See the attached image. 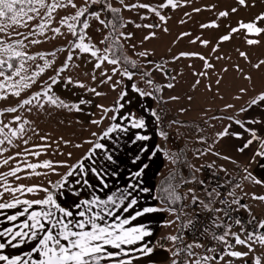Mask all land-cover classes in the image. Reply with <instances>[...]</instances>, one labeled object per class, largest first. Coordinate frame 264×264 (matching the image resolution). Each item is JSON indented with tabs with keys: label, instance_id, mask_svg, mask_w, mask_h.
<instances>
[{
	"label": "rangeland",
	"instance_id": "rangeland-1",
	"mask_svg": "<svg viewBox=\"0 0 264 264\" xmlns=\"http://www.w3.org/2000/svg\"><path fill=\"white\" fill-rule=\"evenodd\" d=\"M216 1L220 0H173L176 6L172 7L168 4V0H124L123 4L120 3V0H108L112 7L120 9L122 16V23L118 34H116L112 28L113 19L108 18V9L105 4H91L90 0L86 4V0H73L77 7L57 8L52 12L50 20L47 17V9L42 8L38 16L35 13H29L34 16L33 20L28 21L24 17L20 25H10L7 28V34L0 33V39L8 43L23 40L26 47L18 50L26 52L28 56L36 57L35 60L25 61L26 72H22L21 75H31L38 70L37 65H44V60L40 58L41 54H44L48 61H54L52 66L46 68L36 79V82L31 87L24 89L19 97L12 95L13 90L7 85L19 81L20 77H13L11 81H5L3 77H0V82H4L6 85L4 94L7 95V99H0V127L8 125L4 128V133L0 134V139H4V136L7 135L12 140L11 144L5 140L0 145V149H7V151H0V204L16 203L17 200L47 198L48 193L40 189L47 188L49 192H52L51 188H55L54 185L65 177L64 174L68 166L86 160L88 151L95 143L99 141L101 143L104 139H100V137L116 120L110 119L113 112H108L106 116H103L102 110L96 105L113 108L122 90L128 93L126 99H131L132 102L125 104V107L116 114L117 117L119 116L116 124L123 128L121 125L125 123L121 118L123 113H132L133 118L136 119L139 117L136 116L137 114L155 111L159 116V134L166 133L167 137L159 136L161 150H165L164 147L168 143L174 151L178 142L182 143V138H179L180 132L185 140L189 139L187 142L195 141L194 137H190L193 136L192 129L195 126L199 128L200 134L204 133L206 136L205 120L207 118L212 123L215 121L214 117H219L217 119L219 122L223 116L232 117L234 120H244V115L249 114L252 106L250 99L260 96L261 89L255 93L256 89L250 87L251 82H260L257 81L259 79L264 81V69L262 72L254 73L244 72L239 67L244 64V60L250 59L253 61L249 64H253L254 69H260V66L264 68V63H261L264 61V33L263 37L257 40L259 43L248 44L246 38L221 40L220 38L228 33L219 32L220 30L212 31L210 38L206 33L207 37L199 41H196L195 38L186 39L190 34L182 32V28L190 26L195 29L201 22H206L203 19L210 16L212 12L208 6H212ZM47 2L52 3L53 0H47ZM249 3L254 5L247 9L244 15L245 21L255 22L257 27L264 28V20L257 19L258 16L264 14V0H251ZM133 4H146L149 7H125V5ZM86 6L88 12L83 17H79L77 21L69 19L68 23L74 24L78 34L85 35L86 43L90 42L101 50L99 55L105 54L103 51L105 48H115L116 56L123 55L135 61V68L122 59L118 65L105 61L101 68L94 69V65L97 63L96 58L92 57L90 53H81L78 49L72 50L70 42H77L76 37L69 31L67 24H62L61 21L65 17L75 16L77 11ZM95 6L99 9L94 8ZM231 6L232 3L225 7V11L229 13L228 16H231V11L228 9ZM153 8L156 11H152ZM235 9L236 11L232 13L234 16L238 12V8ZM97 11L101 13L100 18L105 21V24H100L90 15ZM161 16L164 17L163 20L160 19ZM84 21L90 25L88 29H82L81 22ZM25 23L27 26H24ZM41 23L46 24L43 34H40L38 28ZM231 23L232 21L224 23L225 29H228ZM137 24L141 27H136ZM144 25L153 27H144ZM233 26L239 28V21ZM55 28H60L62 34L52 31ZM17 33L22 35H17ZM30 33L32 34L30 35ZM129 33L131 37L126 39L125 36ZM153 33L154 35H152ZM240 34L243 36L242 32ZM24 36H28V39H24ZM146 36H150V38L145 39ZM105 37L108 39L105 40ZM32 40H38L40 43H31ZM205 41L207 43H204ZM202 43L204 46H199ZM223 46L224 50H220ZM255 46L259 47L258 55H253V57L239 54V50L249 54L252 52L249 49ZM60 49H64V51H60ZM199 49H203L204 52ZM229 49L234 50L233 54L235 52L237 55H232ZM70 51L73 60L69 62V67L60 73V82L52 84L49 95L59 97L69 104L78 103L81 98L90 100L91 104L81 105L84 109L83 112L69 111L66 108L51 105L46 97L41 96L39 102L34 100L31 105L20 107L24 99H29L35 93L40 92L45 82L52 83L49 78L57 76V70L65 64ZM53 52L55 56L50 55ZM142 52L146 55H139ZM182 53L188 55H182ZM109 55L111 58V53ZM256 65L260 66L256 67ZM114 68L119 69L115 74H113ZM125 69L135 73L131 80L121 74ZM93 72L96 76L95 80L92 79ZM101 72H106L107 75L102 76ZM144 72H148L150 75L143 76ZM107 76H112V80L102 84L101 80H106ZM68 77H71L73 81H80L88 87L96 88L98 92L105 93V95L96 96L87 91V88L73 85H68L66 88L64 85ZM149 79L152 84L146 83ZM115 81H121V84L113 90L112 84ZM133 84L152 95L141 97L139 93L133 91ZM169 84L173 86L168 87ZM262 90L264 91V89ZM172 97H178V99H171ZM123 102L121 101V103ZM40 104H43L44 107L41 108ZM227 105H233V107H226ZM10 107L17 108V111H5ZM241 109H247V111H241ZM16 117H20V119L16 120ZM94 119L102 120V122L99 125L92 124L90 121ZM24 121L29 123H24ZM21 124H24V131L22 133L17 131V135L12 136L11 130H18ZM93 133L96 135L93 136ZM42 137H46V139H42ZM114 138L115 136H110L109 141ZM215 139L207 140L210 142L209 144H213ZM65 141H69V143H65ZM87 141H92V143H87ZM76 145H81V147H76ZM206 150L202 151V156L192 154L191 157L193 163L191 169L194 171L195 165L199 166L200 180L206 177V174L201 171L202 164L206 161L204 158L207 154ZM32 153H39V155ZM5 159L8 160L7 164L3 163ZM44 161H51L55 171L42 167L33 170L28 167L29 164H42ZM16 168H19L20 171H17L15 176L5 175ZM35 172H39L41 175H35ZM185 180L182 184H187L180 186L185 197L187 196L184 201L183 214L180 211L174 219H168V221H175L176 226L180 227H186L188 215L193 216V213L196 212V209L190 206L192 197L187 195L190 194L189 187L194 186V181L187 179L185 182ZM236 185L238 184L232 186L235 197L229 196V198L242 197L241 204L245 200L244 204L248 205L251 214L238 206L240 212L251 219L255 217L256 223L264 221V202L252 199L253 193L264 195V189L260 185H251L249 181L239 187ZM34 186L37 187V191L32 193L26 191L28 187ZM6 187L10 190L5 191ZM21 187L22 191H11V189ZM173 224L169 226L166 223V227L170 229ZM258 233L264 234V229H259ZM245 237L241 236V238ZM250 243L252 242L250 241ZM252 249L249 252L248 247L236 245L232 250L249 252V255L243 259L232 257H225V259H231L233 264H255L256 259L259 258L261 264H264V245L252 243ZM220 264H223V261Z\"/></svg>",
	"mask_w": 264,
	"mask_h": 264
},
{
	"label": "snow or ice",
	"instance_id": "snow-or-ice-1",
	"mask_svg": "<svg viewBox=\"0 0 264 264\" xmlns=\"http://www.w3.org/2000/svg\"><path fill=\"white\" fill-rule=\"evenodd\" d=\"M88 0H86L87 4ZM91 4H105L107 9L110 10L112 13H119V8H114L110 3H108V0H90ZM239 4L246 5V0H238ZM120 3L123 4L124 0H120ZM168 4L172 5V7H175L176 5L173 3V0H168ZM71 6L73 8L77 7V5L73 2V0H53L52 3H48L47 0H0V33H6L7 34V28L10 25H20L23 21V18L26 17L28 21H31L34 19L33 15H29V13H35L37 16L39 15L40 9L46 8L47 9V17L49 20L52 18V12L55 11L57 8L62 7H68ZM166 7L167 5H162ZM125 7L128 8H148L149 5L146 4H139V5H125ZM103 10V9H102ZM152 11H156L154 8L151 9ZM233 12L236 11L235 8L232 9ZM88 12V7H84L81 10L77 11L75 16L72 17H65L61 23L67 24V27L70 32H72L73 36L76 37L77 42H70L72 50H79L81 53H90L92 57L96 58L97 63L94 65V69L101 68V65L106 61L109 64L118 65L120 64L121 60L123 59L125 63L130 64L133 68L136 67V62L130 60L129 58L121 55L116 56L115 48H105L104 55H99L100 49L96 48L94 44L86 43L85 42V35L78 34L75 30L74 24L68 23V20L71 19L73 21H77L79 17H83L85 13ZM91 16H93L96 20L99 21L100 24H105V21L100 18L101 13L99 11L90 13ZM159 15V13H157ZM228 12H221L220 16L226 17L228 16ZM117 19L119 17L117 16ZM160 19H164L163 16L160 17ZM258 20H264V14H261L257 17ZM82 23V29H88L90 25L84 21ZM24 26H27L26 23ZM215 26V25H212ZM46 24L41 23L38 25L40 34L44 33ZM136 27H141V25L137 24ZM144 27H153L152 25H144ZM204 27H208V25H204ZM239 28L246 29L248 33H255L260 34L264 32V28H260L256 26L255 22L251 23H240ZM239 28H233L232 32L239 31ZM57 34H62L60 32V28L52 29ZM32 33H30L31 35ZM17 35H22L20 33H17ZM121 35H124L121 33ZM154 35V33L152 34ZM131 37V34H127L125 36L126 39H129ZM150 36H146L145 39H149ZM24 39H28V36H24ZM108 38L105 37V40ZM230 36L225 35L221 37V40H229ZM31 43H40L38 40H32ZM101 43H104V41H101ZM115 43V42H114ZM204 43H207L206 41ZM248 44H257L259 41L257 40H248ZM26 47L24 45L23 40H16L12 43H8L4 41L3 39H0V77H3L5 81H11L13 80V77H20L19 81H15L14 83H11L7 85L8 88H11L12 95L19 97L21 95V92L24 89H27L31 87L33 83L36 82V79L41 76V74L46 70V68H50L52 66V63L54 61H48L45 59L44 54H41V59L44 60V65L40 66L37 65L38 70L33 72L31 75H21L22 72H26L25 69V60H35V56H28L26 52L18 49H23ZM122 47V46H118ZM134 47V46H133ZM60 51H64V49H60ZM109 53H111V58ZM50 55L55 56V53H50ZM139 55L144 56L146 53H140ZM182 55H188L185 53H182ZM241 55H245L244 53H241ZM203 59V57H201ZM73 60V56L71 54V51L69 52V55L67 57V60L65 61V64L57 70V76L50 77L51 84L45 82L44 86L42 87L40 92L35 93L31 98L24 99L20 107H23L24 105H31L34 100L39 102V98L41 96H44L47 98V101L56 107H62L66 108L69 111L75 110L76 112H83L84 109L81 107V105L91 104L90 100H85L83 98L80 99L78 103L75 104H69L66 103L64 100L60 99L59 97H54L53 95H49V92L51 91L52 84H56L60 82V73H63L68 67L69 62ZM14 61L18 62V66ZM261 63H264V61H261ZM210 66V65H209ZM260 65H256V67H259ZM78 67V65H77ZM117 71H119L118 68L113 69V74H115ZM123 76H126L129 80L133 78V75L135 73L128 71L125 69L122 73ZM102 76H106V72H101ZM143 76H149L150 73L144 72L142 73ZM92 79L95 80L96 76L93 72ZM112 80V76H107L106 80H101V83H107L108 81ZM148 84H152V81L149 79L146 81ZM121 84V81H115L112 84L113 90L117 86ZM68 85H73L75 87L79 88H87V91L94 93L96 96L105 95V93L98 92L96 88H91L85 85L84 83L80 81H73L71 77L66 78L65 81V87L67 88ZM173 85L169 84L168 87H172ZM5 83L0 82V99H7V95L4 94L5 90ZM133 91L139 93L141 97L144 96H151L152 93L145 92L138 88L135 84L132 85ZM241 91H244L241 89ZM128 96V93L126 91H121L119 94L118 99L115 101V106L113 108H105L103 105H96L97 108H100L102 110L103 116H106L108 112H113V115L110 117L111 120H116L117 115L121 109L125 107V104H131V99H126ZM171 99H178V97H172ZM121 101H124L121 103ZM260 101H264V94H261L258 100L254 99L251 102V105H256ZM250 105V106H251ZM40 107L43 108L44 105L40 104ZM226 107H233V105H227ZM31 110V109H29ZM7 112H16L17 108L10 107L5 109ZM241 111H247V109H241ZM151 115L155 117L157 120H159V116L155 111L151 112ZM102 116V119H103ZM16 120H19L20 117H16ZM122 119H131V127L137 128V129H144L146 127V122L143 118L139 119H132L131 115L124 116ZM214 119H219V117H214ZM228 119H232V117H228ZM92 124L99 125L102 120H91ZM24 123H29L28 121H24ZM236 124L240 125L241 128H244V131L250 132L251 139L247 140L241 147L237 149L239 152H244L252 143L254 140H260L261 141V147L264 148V138L258 137L256 134V131L254 129H248L245 127L244 123L236 120ZM248 123L256 124V123H264L258 119H253L248 121ZM8 127V125H4L3 127H0V134L4 133V128ZM229 127H231L229 125ZM118 128H120L119 124H113L110 128L107 129L103 133V136L100 137V139L109 137V134L116 131ZM122 131H127V129H121ZM17 131L22 133L24 131V124H21L19 126L18 130H11V135L16 136ZM96 133H93V136H95ZM161 136L166 137V133L161 132ZM218 137L223 138L225 136H235L237 138H242V133H236L232 132L230 133L228 129L226 128L223 132L217 134ZM42 139H46V137H42ZM150 137L147 135H137L135 137V140L139 141H147ZM5 140L9 144L12 143V140L8 138L7 135L4 136V139H0V145H2ZM135 140L133 143H135ZM65 143H69V141H65ZM87 143H92V141H87ZM76 147H81V145H76ZM97 148H104L103 144L95 143L93 146V149L90 150V154L88 158H91V154L94 152ZM0 151H7V149H0ZM33 155H39V153H32ZM203 154V153H202ZM71 155V153H69ZM216 155H219V153H216ZM255 156H260L261 158H264V151L258 150L255 153ZM255 156L253 157V160H255ZM107 160L112 161L113 157L112 155H108ZM139 156L135 157L133 160V163L136 162V160H139ZM224 159H231L230 157L225 156ZM4 164L8 163V160L5 159L3 161ZM29 168L35 170L37 168H49L55 171V168L53 167V164L51 161H44L42 164H29ZM81 168H83V165H80ZM148 165L144 164L143 167L133 175L136 177H139L143 174V171L145 168H147ZM211 167V165H209ZM260 167L264 169V164H261ZM20 171L19 168L14 169L13 171L5 174L6 176L11 175L15 176L16 172ZM92 172H96V169H91ZM199 171V169H197ZM246 172H248L247 169H245ZM35 175H41L39 172H35ZM73 173L71 171L68 172L67 175H72ZM193 179L195 177L193 176ZM245 179H250L254 184L256 185H264V179H259L256 176H254L251 172H248ZM79 183V181H77ZM84 183L87 185L88 181L85 180ZM103 183V182H102ZM201 184H203V181H200ZM239 187V185H236ZM54 187L59 191L60 189L64 188V181L58 182ZM91 187V185H89ZM103 187H108L106 183L103 184ZM129 187H132V185H129ZM7 187L5 188V191H9ZM21 188L11 189V191H22ZM44 192H47V198L41 199V200H33V201H19L17 200L16 203H4L0 204V208H14L17 204L23 203L28 206V208L32 207L33 204L35 205H44L49 206L48 210L44 211H38V212H32L30 214L29 219L31 220V224L28 222H25L23 224V227L25 229H35V231L29 232H22V231H14L12 228H7L3 232H0V237L8 236L10 239L7 240L6 243H0V250L5 249L8 246H11L13 248L19 247L21 244L26 243L27 239L35 240L36 244L31 249L30 252L24 253V255H18L9 257L8 255L0 254V262H3V264H101V261L108 260L111 261L112 264H132L133 259H139L140 257H132L129 259H119V257L123 256H129L130 252L135 251L139 252L141 256L143 257H150L153 252L155 245L152 247H149L148 243H143L139 248H130L127 249L124 246H131L140 244V242L144 241L145 237H149L152 235V232L147 229L146 225H139V226H133V227H125V225H129L131 221L137 220L138 217H143L145 214L150 213H157V212H164L169 211L174 213L176 209L172 207V204H175L176 201L180 200L181 197L177 196L175 194V190L172 189L169 191V189L165 188L162 189L163 192L167 193V196L164 197L165 202L169 203L168 208H160V207H144L142 210L135 211L134 215H132L130 218H123L117 217L116 219L119 221L118 223H105L101 225L100 223H97V220L103 221L105 218L103 215H101L99 212L94 213L92 216L86 217V214L84 211H79L76 213L79 217H85L83 220H65L63 218H55V211H52V209H55L56 211L63 214V217H73V211L62 207L61 204L57 203V200L54 198V195L49 192L47 188L40 189ZM27 192H35L37 191V187H28L26 189ZM143 192L150 191L148 188L141 189ZM207 191V190H206ZM189 192L192 193V203L195 205L199 203L202 205L203 209L207 210L210 213H219L223 212V215L227 217L229 220L232 221L235 225H238L241 227V233L245 232L246 229L244 228V224L239 218H233L230 214V212L238 211V208H233L232 205H238L239 208H243L246 211H249V214H251V210L249 209L247 204H241L240 200L241 198H234L231 201L221 200L220 203L225 205L223 208L219 207H212V205L216 202V197L219 196V193L216 192L215 189H212L211 191H207V196L209 197L208 202L206 203L203 200H200L199 197L195 196L194 190L189 189ZM60 195H63V192H60ZM74 195L79 196V191H76ZM131 193L128 191V189H124L121 194L118 196L114 193L113 195H109L106 200H101L99 197H94L92 200H82L80 202H74L73 207L76 209L81 208L82 205L89 206L88 211L91 212V205L99 204L100 206L107 205L111 203L112 205H116L117 201H119L120 204H123L124 201L130 196ZM228 196L235 197V193L233 191H229L227 193ZM245 195H248L245 193ZM116 196L114 199L113 197ZM252 199L259 200L261 202H264V195H256L252 194ZM137 204V200L133 198L127 207L124 208V211L127 212L130 208L135 206ZM28 211L27 208L24 209V212L20 213V215H23ZM181 213L183 214V207L181 208ZM109 216L115 215V213L109 211ZM17 215H11L8 216L7 219L9 221H15L17 220ZM177 219H179V216H177ZM43 221H48L49 227L46 228L45 223ZM255 220V217H252L251 220L248 221L249 224H251ZM219 221V222H218ZM167 225H171L172 223H175V221H167ZM197 220H194L193 218H189L187 221V226H191L192 229L196 228ZM232 223H224L223 221H220V217H214L211 220V227L213 229H223L222 234H217L215 231L211 232L212 240L222 244L225 246V250L223 252H220L217 250L215 246L209 247L207 249V252L209 253H216V255H199L198 253L194 252V248H202L204 247L203 244L196 243L195 241L191 244L185 245L181 249H177L176 251H172L171 249H166V251H169L171 253L172 257H177L181 254V252L185 253V259L183 260V264H212V262H215V264H220L221 261H223V264H233V261L231 259H225V257H232L237 259H243L244 257H247L249 255V252L252 251V243H259L261 245H264V234H260L257 231H253L249 233L245 238H241V234H238L236 232H232ZM71 225V227H70ZM90 226V228H89ZM257 229H264V221H260L257 223ZM89 230H85V229ZM78 229V230H73ZM54 230H56L54 232ZM210 229L209 227H204L203 232L201 235L205 233H209ZM40 233H43V235H40ZM231 236L234 239V244L228 239V237ZM27 238V239H21L19 243H13V241H16L17 238ZM166 239L176 242L177 240H180L183 242V236L182 235H172L166 237ZM65 241L66 243H62L61 241ZM250 241L252 243H250ZM235 245H243L248 247L249 252H241L232 250L235 248ZM115 249L116 251H109L108 248ZM160 247H163L161 245ZM33 253H38L39 258L34 259ZM27 257V259H25ZM194 258V259H193ZM172 264H180V261L173 259ZM255 264H261V261L259 258L256 259Z\"/></svg>",
	"mask_w": 264,
	"mask_h": 264
},
{
	"label": "crops",
	"instance_id": "crops-1",
	"mask_svg": "<svg viewBox=\"0 0 264 264\" xmlns=\"http://www.w3.org/2000/svg\"><path fill=\"white\" fill-rule=\"evenodd\" d=\"M251 0L246 1V5L239 4L238 0H220L213 3L212 6H208L209 10L212 9L211 15L206 17V22H201L197 26V28H193L187 26L186 28H182V32L185 34H190V36L186 39L195 38L196 41L200 39H205L207 36L206 33L209 34V38L212 37V31L220 30L219 32H226L230 36L232 40H240V38H246L248 40H260L263 37V33L255 34L248 33L246 29L239 28V31L232 32V29L235 28L236 23L239 24L249 23L245 21L244 15L247 9L254 5L249 3ZM232 3V6L228 8L231 11V16L222 17L220 16L221 12H225V7L229 6ZM235 4V5H234ZM233 8H238L237 14L234 16L232 13ZM238 17V18H237ZM204 18V17H203ZM239 19V20H238ZM232 21L229 25L228 29H225L224 23ZM204 25H208V27H204ZM215 25V26H212ZM240 32H242L243 36H241ZM214 34V33H213ZM238 35V36H237ZM237 36V38H234ZM221 39V38H220ZM229 39V40H230ZM229 44V43H228ZM199 46H204V44H199ZM225 46V45H224ZM223 47L220 50H224ZM258 46L252 47L249 50H252L251 53L245 54L241 50H239V54L244 53L245 55H258ZM201 52H204L203 49H199ZM234 50L229 49V52L236 56L237 54ZM254 52V53H253ZM238 54V55H239ZM245 57V56H244ZM254 57V56H253ZM253 60H244V64L239 67V69H243L244 72H254L259 73L263 71V67L260 66V69H254L253 64H249ZM260 82H251V88L256 89L255 93H257L258 89L260 90V95L264 94V81L261 79L257 80ZM260 97V96H259ZM258 96H254L250 100L254 99L258 100ZM244 114V112H243ZM131 115L132 113H123L122 117ZM136 115V114H135ZM136 119L143 118L146 122V127L144 129H137L131 127V119H122L125 121L124 124H121L123 128H118L116 131L109 134V137L104 138L100 144L104 145V148H97L91 154V158L89 154L86 157V160L80 161L77 164L73 163L69 165L67 170L65 171V177L59 180L58 182L64 181V188L57 191L56 188H51L50 191L53 193L54 198L57 200V203L61 204L62 207H65L71 211H73V217H63V214L55 211V218H63L65 222L67 220H83L85 217H79L76 215L79 211H84L86 217L92 216L94 213L99 212L104 216V220H97V223L101 225L105 223H118L119 221L116 219L117 217L130 218L134 215L135 211L142 210L144 207H162L157 199V184L163 172L167 169L173 168V148H170V145L167 143L164 147L165 150H161L160 142H159V122L158 120L151 115L150 112H144L137 114ZM243 116V115H242ZM245 119H241L239 121L243 122L245 127L248 129H254L258 137L264 138V123H248V121L253 119H258L264 122V101H260L256 105H252L249 110V114L244 115ZM121 117V118H122ZM229 116H223L219 122L217 119L212 123V121L207 118L205 121L206 126V136L204 133L200 134L199 128L197 126L193 127L192 135L190 137H194L195 141L185 140L182 137V132L179 133V138H182V143L180 145L187 149V153H190L189 158V168L185 170L186 172L195 173L199 176L198 165H195V170L191 169L192 166V154L194 156H202V151L206 150L207 154L204 156L205 162L202 164L201 171L206 173V170L216 171L222 174L227 179H237L238 185H243L246 181H249L251 185L254 183L250 179H245L248 172H251L254 176L259 179H264V169L260 167L261 164H264V158L260 156H255V153L260 150L264 151V148L261 147L260 140H254L253 143L244 151L239 152L237 149L241 147L247 140L251 139L250 132L244 131V128H241L240 125L236 124L233 118L228 119ZM119 119L117 117L115 123ZM216 122V123H215ZM112 124V125H113ZM229 125L231 127H229ZM127 129V131H122L121 129ZM203 130V127H201ZM228 129L230 133H242V138H237L235 136L229 135L223 138L218 137V133L223 132L225 129ZM137 135H147L150 137L147 141H139L135 140ZM110 136H115L114 140L109 141ZM184 136V135H183ZM209 137V138H206ZM216 138V139H215ZM211 139H215L213 144H209ZM135 140V143L133 141ZM211 140V141H212ZM100 142V141H99ZM98 142V143H99ZM193 149V150H192ZM219 153V155H216ZM112 155L113 160H107V156ZM139 156V160H136L133 163L135 157ZM230 157L231 159H224V157ZM255 156V160L253 157ZM195 158V157H193ZM170 162V166H169ZM83 165V168L80 165ZM144 164H147L148 167L144 169L143 174L139 177L134 176L133 174L138 172ZM211 165V167H209ZM95 168L96 172H92L91 169ZM223 169V170H222ZM248 170V172L245 171ZM71 171L72 175H67L68 172ZM87 180L88 184L86 185L84 181ZM79 181V183H77ZM103 182V183H102ZM106 183L108 187H103V184ZM91 185V187H89ZM132 185V187H129ZM262 189H264V185H260ZM128 189L131 193L130 196L124 201L123 204H120L117 201L116 205H112L111 203L100 206L98 203L91 205V212L88 211V207L86 205H82L81 208L76 209L73 207L74 202H80L82 200H92L94 197H99L101 200H106L109 195H113L114 193L118 196L123 192L124 189ZM148 188L150 191L143 192L141 189ZM207 188V187H206ZM205 188V189H206ZM204 189V190H205ZM208 189V188H207ZM202 191L204 198L207 199V191L206 193ZM76 191H79V196L74 195ZM60 192H63V195H60ZM191 198L192 193L188 194ZM46 197H42L41 199H45ZM114 199L116 196L113 197ZM135 198L137 200V204L130 208L127 212L124 211V208L128 206L129 202ZM40 200V199H38ZM209 200V199H208ZM33 201V200H28ZM9 203V202H5ZM13 203V202H12ZM246 203L245 200L242 201V204ZM4 204V203H1ZM27 208L28 211L23 215L20 213L24 212V209ZM49 206L44 205H35L28 208L27 205L23 203H19L14 208H0V232H3L7 228H12L14 231H22V232H31L35 231V229H25L23 224L28 222L31 224V220L29 219L30 214L32 212L44 211L48 210ZM111 211L115 213L113 216H109L108 212ZM17 215V220L9 221L7 219L8 216ZM173 219V216H170L168 211L157 212L145 214L143 217H138L137 220L131 221L129 225H125V227H133L139 225H146L147 229L152 232V235L149 237H145L144 241L140 242V244L124 246L127 249L130 248H139L141 244L148 243L149 247L155 245L154 252L150 257H143L139 252L132 251L129 256H121L119 259H129L132 257H140L139 259H133L132 264H172V260L174 257L171 256L169 251L166 249H171L174 252L175 242L166 239L168 236H172L174 233V226L172 228L166 227V222L168 219ZM45 223L46 228L49 227L48 221H43ZM71 227V225H70ZM90 228V226H89ZM168 229V230H166ZM78 230V229H73ZM89 230V229H85ZM56 230H54L55 232ZM43 235V233H40ZM10 239L8 236L0 237V243H6L7 240ZM21 239L18 237L16 241L13 243H19ZM163 240L167 241V244H162ZM62 243H66L65 241H61ZM203 244L202 248H194L193 251L198 253L199 255H210L211 253L207 252L205 248V243L203 241L196 242ZM36 241L27 239L26 243L21 244L19 247L13 248L11 246L6 247L5 249L0 250V254L8 255L9 257L24 255L26 252H30L31 249L35 246ZM163 245V247H160ZM109 251H116L115 249L108 248ZM33 258H39L38 253H33ZM27 259V257H25ZM194 259V258H193ZM3 264V262H0ZM101 264H112L111 261L103 260Z\"/></svg>",
	"mask_w": 264,
	"mask_h": 264
},
{
	"label": "trees",
	"instance_id": "trees-1",
	"mask_svg": "<svg viewBox=\"0 0 264 264\" xmlns=\"http://www.w3.org/2000/svg\"><path fill=\"white\" fill-rule=\"evenodd\" d=\"M94 8L96 9H99L97 6H95ZM107 15H108V18L109 19H113V22H112V28H114V31L116 34H118V29L119 27L121 26V23H122V16L120 14V12L117 14V13H112L110 10L107 11ZM117 16L119 17V19H117ZM111 25V24H110ZM110 27V26H109ZM115 35V34H114ZM27 61V60H25ZM14 63H16V65L18 66V62L17 61H14ZM187 149H189L188 147L185 148V147H182L180 145V143L178 142V145H177V148L174 149L173 151V159H174V167L173 168H170V169H167L165 172H163V174L161 175L160 179H159V182L157 184V199H158V202L159 204L164 207V208H168L169 207V203L165 202V199L164 197L167 196V193L163 192L162 189H169V191H171L172 189L175 190V194L177 196H180L181 199L176 201L175 204H172L171 206L174 207L176 209V211L174 213L172 212H169V214L173 217H175V215H177V213L179 214L180 213V210L181 208L184 206V201H185V195H184V191L181 190V184L184 182V180L188 179L189 180H193L194 181V186H191L189 187L190 189L194 190V194L195 196L199 197L200 200H203L205 201L206 203L208 202V199L209 197L207 196V199L204 198L203 194H202V191L204 190V192L206 193V190L207 191H211L212 189H215L217 193H219L218 189H217V186L218 184L216 182H214V180L210 177L209 179H206V177L203 179V180H200L199 176L196 175L195 173H190V172H186L185 170H187L190 166V162L188 161L189 158H190V153H187ZM209 170V169H208ZM206 170V171H208ZM211 171V170H209ZM212 173H215L217 174L218 172L216 171H211ZM205 174V173H204ZM219 174V173H218ZM207 175V174H206ZM193 176L195 177V179H193ZM185 180V182H186ZM187 181V182H188ZM200 181H203L204 183L201 184ZM185 184L187 183H184L182 184L183 186H185ZM197 191H199V193H197ZM234 192V191H233ZM220 194V193H219ZM188 195V194H187ZM218 199V197H216V200ZM232 198H230L229 201H231ZM190 206L194 209H196V212L193 213L194 215L191 216V215H188V219L191 217L193 218L194 220H198L200 215H202L203 213H208L207 210L203 209L202 205H200L199 203L197 204H193L192 202H190ZM214 206V204L212 205V207ZM234 208H238V205H235L233 204L232 205ZM238 211L240 212L239 208H238ZM213 216H212V219L214 217H220V221H223L224 223H232L231 221L227 220L226 217L223 215V212H219V213H211ZM240 214L242 216H244L247 220V223L249 220H251V218L249 216H247L246 214H242L240 212ZM174 219V218H173ZM188 221V220H187ZM219 222V221H218ZM253 229L257 232H259V229H257V223L256 221L254 220L253 222ZM251 223V224H252ZM249 225V223H248ZM206 227H209L210 231L209 233H205L203 234L201 237H197V238H191L190 237V231H191V226H187L184 227H180L179 225L178 226H174V233L173 235H182L183 236V242H181L180 240H177L175 242V245L173 247L174 251H176L178 248H183L185 245L187 244H191L193 243L194 241L195 242H200V241H203L205 243V248L206 250L209 248V247H222L225 249V246L212 240V237H211V232L212 231H215L217 234H222L223 232V229H213L211 227V222H208L207 223V226ZM247 225L244 224V228L246 229L245 232L241 233V227L238 226V225H235L234 223H232V229L231 231L232 232H236L238 234H241V236H247L249 234V232L247 231ZM253 230V231H254ZM252 231V232H253ZM251 233V232H250ZM228 239L232 242V243H235L234 242V239L229 236ZM236 246V245H235ZM183 252H181L182 254ZM213 255H216V253H211ZM174 259H176V257H174ZM184 259H185V253H184Z\"/></svg>",
	"mask_w": 264,
	"mask_h": 264
},
{
	"label": "built area",
	"instance_id": "built-area-1",
	"mask_svg": "<svg viewBox=\"0 0 264 264\" xmlns=\"http://www.w3.org/2000/svg\"><path fill=\"white\" fill-rule=\"evenodd\" d=\"M207 175H206V179H209L210 177L214 180V182H216L218 184L217 186V189L219 191V196H218V199L216 200V202L214 203V206L213 207H219V208H223L225 207V205L221 204L220 201L221 200H226V201H229L230 198L229 196L227 195V193L229 191H233L232 189V186L236 183H238V180L235 178V179H227L225 178L222 174H215V173H212L211 171H206ZM233 207V206H232ZM234 208V207H233ZM231 216L233 218H239L241 219V221L243 222V224L247 225V231L250 233L252 232L254 229V225L253 223L252 224H249L247 223V220L244 216H242L240 214L239 211H235V212H230ZM212 214L210 212L208 213H203L202 215H200L199 219L197 220V223H196V228L195 229H191L190 231V237L191 238H197V237H201V233L203 232V228L207 226V223L208 222H211L212 220ZM227 220H229L227 217H226ZM231 221V220H229ZM232 222V221H231ZM162 244H167V241L166 240H163ZM234 244V243H233ZM218 251L220 252H223L225 249L222 248V247H216ZM180 249V248H178ZM176 260L180 261V264H183V260H184V253L180 254L179 256L176 257Z\"/></svg>",
	"mask_w": 264,
	"mask_h": 264
}]
</instances>
